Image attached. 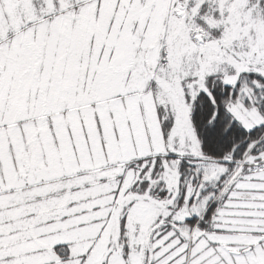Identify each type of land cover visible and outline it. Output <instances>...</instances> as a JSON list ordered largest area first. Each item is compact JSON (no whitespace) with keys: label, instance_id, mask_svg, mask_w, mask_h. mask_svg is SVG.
Masks as SVG:
<instances>
[{"label":"snow or ice","instance_id":"1","mask_svg":"<svg viewBox=\"0 0 264 264\" xmlns=\"http://www.w3.org/2000/svg\"><path fill=\"white\" fill-rule=\"evenodd\" d=\"M0 264H264V0H0Z\"/></svg>","mask_w":264,"mask_h":264}]
</instances>
